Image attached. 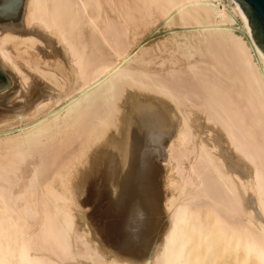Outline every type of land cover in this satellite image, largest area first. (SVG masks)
<instances>
[{"label": "bare ground", "instance_id": "bare-ground-1", "mask_svg": "<svg viewBox=\"0 0 264 264\" xmlns=\"http://www.w3.org/2000/svg\"><path fill=\"white\" fill-rule=\"evenodd\" d=\"M21 7L0 24V264H264V53L240 4L5 0L4 13ZM154 142L162 233L141 259L109 253L86 210L106 181L113 203L144 196Z\"/></svg>", "mask_w": 264, "mask_h": 264}, {"label": "rangeland", "instance_id": "rangeland-1", "mask_svg": "<svg viewBox=\"0 0 264 264\" xmlns=\"http://www.w3.org/2000/svg\"><path fill=\"white\" fill-rule=\"evenodd\" d=\"M22 11V7L17 10L15 19H13L12 17H8V14H5L4 11L0 12V24L14 23V20H16L17 18H19L18 20L22 19ZM3 91L4 90L0 91V94ZM163 152V147L157 142L152 143L145 151L147 159L144 167L147 168L148 172L147 174L142 175L141 179L143 181L145 179H148V182L147 184L146 182H144L140 185V189H147V192L144 196L139 195L137 196V198H129L121 205L115 202L113 203L116 198L115 193L112 191L110 183L106 181L104 188L106 190L104 194L96 199V201L94 200L96 204L95 202H93L92 204L94 205H92V207L90 206L86 210V214L88 213V221L90 222L91 230L92 228L95 230H92L94 231V235L97 234L95 237L98 240H100L101 238V240L99 241L100 244H102V246L105 245L103 246L105 250H108L106 249V247L109 248V253L113 252L116 255L118 253H121L120 256L123 257L130 256L136 259H141L147 254V252H150V250H152L158 242L163 230V224L165 222V215L162 208L164 190L162 189L163 187L161 184L163 175V161L160 158ZM139 194H142L141 191H139ZM130 203L131 206H129ZM135 203L139 206V208ZM126 208L132 210L128 211V209ZM126 210L129 213L126 212ZM137 210L139 212H137ZM133 211H135L136 213H134ZM132 213H134V215ZM136 219L137 223H135ZM130 225L131 227L129 229ZM133 227L134 229H132Z\"/></svg>", "mask_w": 264, "mask_h": 264}, {"label": "water", "instance_id": "water-1", "mask_svg": "<svg viewBox=\"0 0 264 264\" xmlns=\"http://www.w3.org/2000/svg\"><path fill=\"white\" fill-rule=\"evenodd\" d=\"M248 18L252 38L264 53V0H236ZM9 76L0 68V91L10 86Z\"/></svg>", "mask_w": 264, "mask_h": 264}, {"label": "snow or ice", "instance_id": "snow-or-ice-1", "mask_svg": "<svg viewBox=\"0 0 264 264\" xmlns=\"http://www.w3.org/2000/svg\"><path fill=\"white\" fill-rule=\"evenodd\" d=\"M5 10V0H0V12Z\"/></svg>", "mask_w": 264, "mask_h": 264}]
</instances>
